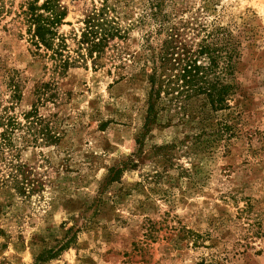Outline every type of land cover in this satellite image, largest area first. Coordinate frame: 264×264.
Masks as SVG:
<instances>
[{"label":"rangeland","instance_id":"374dc122","mask_svg":"<svg viewBox=\"0 0 264 264\" xmlns=\"http://www.w3.org/2000/svg\"><path fill=\"white\" fill-rule=\"evenodd\" d=\"M29 1L0 0V115L19 122L0 149V264H264V0H166L183 39L222 27L239 43V86L218 112L164 99L149 132L153 0H109L124 40L64 73L29 40ZM60 3L73 49L102 0ZM28 112L56 138L27 141ZM222 119L236 137L196 138Z\"/></svg>","mask_w":264,"mask_h":264},{"label":"trees","instance_id":"16d2710c","mask_svg":"<svg viewBox=\"0 0 264 264\" xmlns=\"http://www.w3.org/2000/svg\"><path fill=\"white\" fill-rule=\"evenodd\" d=\"M167 5L166 0H153L150 6V15L155 23V30L151 34L165 35L156 45L151 43L150 35L146 40L151 49L148 59L151 64L148 73L150 89L144 124L146 132L158 124L164 99H167L168 107L183 109L188 100L204 96L208 108L218 112L230 108V101L239 86L235 76L237 59L240 57L239 43L222 27L202 36L197 43L183 39L178 25H173L171 21ZM113 12L115 9L109 0H102L100 7H94L82 20L84 26L79 37L74 36L76 47L72 49L68 36L59 31L67 15L60 0H44L41 4L39 0H31L23 11L27 34L37 53L53 60L55 67L63 73L72 67L86 64L88 59L94 67L103 66L111 43L115 39L125 38V31ZM25 116L30 133L27 141L56 138L50 133L47 135L43 128L33 129L34 125L41 123L40 120L30 119L29 112ZM18 126L19 122L15 117L0 115V127H3L0 149L8 144L11 134ZM212 126L210 130L205 124L201 126L196 138L201 139L208 134L211 136V141L208 142L211 143L222 140L228 142L236 137L234 126L227 119L219 120ZM72 242L73 237L68 235L60 250ZM42 256L40 255L39 262L47 259Z\"/></svg>","mask_w":264,"mask_h":264}]
</instances>
